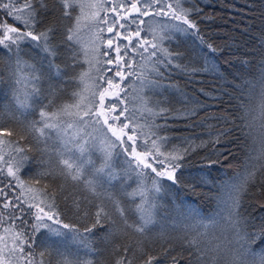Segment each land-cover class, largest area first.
Segmentation results:
<instances>
[{
	"label": "snow or ice",
	"instance_id": "1",
	"mask_svg": "<svg viewBox=\"0 0 264 264\" xmlns=\"http://www.w3.org/2000/svg\"><path fill=\"white\" fill-rule=\"evenodd\" d=\"M185 3L0 0V12L15 22L0 20V83L7 72L11 88V102L0 104V264H93L85 257L98 251L94 230L106 225L102 243L113 249L114 264H133L129 255L137 254L140 264L169 257L178 264L170 232L155 227L162 200L173 185L185 186L180 170L196 148L211 143L212 155H219L216 145L229 138L243 153L242 170L222 182L215 215L172 209L181 223L189 222L178 238L195 264H264V250L253 248L264 249V222L257 229L244 211L246 197L264 191V61L258 117L251 104L256 84L245 80L234 85L235 112L218 118L222 130L198 145L189 138L175 143L169 118L196 117L200 106L184 97L186 110L176 112L164 102L165 70L217 72L208 61L202 69L177 63L179 51L165 44L177 34H199L193 13L201 9ZM27 46L38 49L64 88L72 89L74 103L57 104L60 88L42 95L45 73L25 59ZM206 47L217 51L211 43ZM198 183L207 181L200 176ZM172 223L174 231L179 225L175 218ZM120 237L123 245L115 243ZM157 242L160 251L153 254Z\"/></svg>",
	"mask_w": 264,
	"mask_h": 264
},
{
	"label": "trees",
	"instance_id": "2",
	"mask_svg": "<svg viewBox=\"0 0 264 264\" xmlns=\"http://www.w3.org/2000/svg\"><path fill=\"white\" fill-rule=\"evenodd\" d=\"M185 6H198L201 9L200 13H193L199 27V34H177L176 38L165 41V44L172 50L179 51L180 56L176 58L177 63L187 65L189 69L192 67L202 69L208 61L216 66L217 72H191L190 70L182 71L180 68L166 69L163 80L165 89L161 90L163 93L161 98L166 104L170 102L172 109L176 112L186 110L184 97L191 102H198L200 107L196 117L169 118L168 120V133L175 143L180 144L185 138H189L198 145L202 140L205 142L210 140V132L215 135L218 130L223 129V121L218 118L227 117L235 112L234 101L231 97L235 95L234 85L237 83L248 80L256 84L252 92L251 104L256 109L253 115L259 116L258 81L261 61H264V0H186ZM2 15L14 22L11 17L8 18L0 12V16ZM164 21L169 22L167 18H164ZM200 37H203L204 43L201 42ZM208 43H211L217 51L210 52L206 47ZM27 47L28 54L25 59L35 63L37 68L45 73V78L39 81L42 95L47 97L50 87L60 88L61 91L56 97L57 104L74 103L75 97L72 96V89H65V82L54 75V70L48 69L47 60L42 59L43 54L38 49ZM57 62H60L59 59ZM78 67L87 70L88 65L82 64ZM3 74L5 81L0 83V104L11 102V88L7 82L8 74L7 72ZM33 102L39 103V101ZM259 122L257 119L256 124L258 125ZM68 131L71 134L72 130ZM248 143L251 144L250 139ZM212 148L213 145L208 143L206 147L196 148V151L187 158L186 166L180 170L184 174L185 186L173 185L171 192L162 200L164 208L159 209L157 213L160 224L155 227L159 230L160 225H163V228L170 232L173 238L168 243L172 245V254L177 257L178 264H195V260L192 252L178 238L182 234L184 224L189 222L181 223L172 209L179 205L181 209H197L203 217L215 215L222 207L218 206L216 200V197L223 194L222 182L242 170L240 164L243 153L231 138L216 145V148L220 149L219 155H212ZM229 151L234 154L228 155ZM29 155L35 154L29 153ZM209 156L212 159H219L220 162L209 165L205 159ZM225 156L227 159L224 158ZM93 158L99 162V153H93ZM117 166L119 167V162ZM32 168L35 171L37 165L33 164ZM177 175L180 173L178 172ZM200 176L204 177L206 184L198 183ZM134 187V181H130L128 190L131 191ZM5 191L7 192L8 189ZM121 199L126 203H131L125 196H121ZM138 201L139 197H137ZM261 205H264V191L254 192L247 196L244 203L245 215L250 216L257 229L264 222V207ZM173 218L179 225L174 231ZM225 223V220H221V224ZM106 231L107 225L94 230L93 247L98 251L85 257L92 259L93 264H114L116 257L113 249L108 247L105 250V245L102 243ZM3 235V228L0 227V236ZM115 243L123 245L125 240L120 237ZM72 247L75 248V245ZM253 248L256 251L264 250L258 245H253ZM159 251L160 242H157L153 254ZM129 258L133 259V264H140L139 254L136 257L129 255ZM161 264H173V262L169 257L162 260Z\"/></svg>",
	"mask_w": 264,
	"mask_h": 264
},
{
	"label": "rangeland",
	"instance_id": "3",
	"mask_svg": "<svg viewBox=\"0 0 264 264\" xmlns=\"http://www.w3.org/2000/svg\"><path fill=\"white\" fill-rule=\"evenodd\" d=\"M9 18V17H8ZM0 20H4L5 22L9 23V24H14V22H12L9 18V20H7L3 15L0 16Z\"/></svg>",
	"mask_w": 264,
	"mask_h": 264
}]
</instances>
